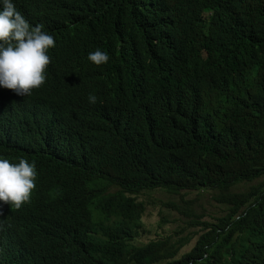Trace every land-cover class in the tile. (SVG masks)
<instances>
[{"label": "trees", "instance_id": "16d2710c", "mask_svg": "<svg viewBox=\"0 0 264 264\" xmlns=\"http://www.w3.org/2000/svg\"><path fill=\"white\" fill-rule=\"evenodd\" d=\"M13 3L54 46L42 85L0 88V157L41 174L0 264H264V0Z\"/></svg>", "mask_w": 264, "mask_h": 264}, {"label": "clouds", "instance_id": "9594fccd", "mask_svg": "<svg viewBox=\"0 0 264 264\" xmlns=\"http://www.w3.org/2000/svg\"><path fill=\"white\" fill-rule=\"evenodd\" d=\"M53 46L54 37L42 31L38 21L34 22V26L30 25L16 9L13 0H0V88L25 96L42 85L48 73L46 66L50 63L48 49ZM87 59L100 65L107 63L109 56L97 49L89 52ZM87 100L95 104L97 97L89 94ZM40 175L39 164L34 167V163L24 158L13 164L9 159L0 157V242L6 232L14 239V232L7 230L4 223L6 216L26 208L24 205L28 199L30 201L31 190L34 183L37 186Z\"/></svg>", "mask_w": 264, "mask_h": 264}, {"label": "rangeland", "instance_id": "374dc122", "mask_svg": "<svg viewBox=\"0 0 264 264\" xmlns=\"http://www.w3.org/2000/svg\"><path fill=\"white\" fill-rule=\"evenodd\" d=\"M212 193H209L207 195L202 196V203L205 211V216L210 219L212 216H222L225 214L226 210L221 207L220 203H217L213 197ZM205 197V198H204ZM201 202V201H200ZM201 203V204H202ZM166 215L169 217L170 222L167 223V228L173 227L174 223L172 221L173 218H176L177 214H174L173 212H167ZM158 219L157 210H154L153 213H151V216L148 217L145 221L141 222L139 224V235L137 236V239L139 241H146L149 238L153 237L155 235L154 228L156 226V221Z\"/></svg>", "mask_w": 264, "mask_h": 264}, {"label": "water", "instance_id": "95a60500", "mask_svg": "<svg viewBox=\"0 0 264 264\" xmlns=\"http://www.w3.org/2000/svg\"><path fill=\"white\" fill-rule=\"evenodd\" d=\"M205 256H206V255H205ZM205 256H204V257H205Z\"/></svg>", "mask_w": 264, "mask_h": 264}, {"label": "bare ground", "instance_id": "6f19581e", "mask_svg": "<svg viewBox=\"0 0 264 264\" xmlns=\"http://www.w3.org/2000/svg\"><path fill=\"white\" fill-rule=\"evenodd\" d=\"M56 125V124H55Z\"/></svg>", "mask_w": 264, "mask_h": 264}]
</instances>
